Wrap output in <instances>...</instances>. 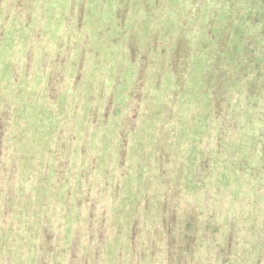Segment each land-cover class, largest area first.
Returning <instances> with one entry per match:
<instances>
[{
  "label": "rangeland",
  "instance_id": "1",
  "mask_svg": "<svg viewBox=\"0 0 264 264\" xmlns=\"http://www.w3.org/2000/svg\"><path fill=\"white\" fill-rule=\"evenodd\" d=\"M192 3L194 11L181 9ZM217 5L211 0H0V109L5 112L0 264H219L218 258L222 264H264V196H257L264 195V166L242 153L249 146L245 134L236 145L237 159L251 161L252 175L246 179L238 171L239 181L244 178L235 203L228 189H219L227 164L221 149L212 147L211 124L200 136L210 170L193 180L195 191L187 187L195 167L185 157H192L191 129L209 99L195 89L201 75L202 81L209 75L210 63H198L203 72L195 69L194 61L203 56L193 31L200 24L203 32L208 28ZM163 50L170 61L159 67ZM161 72L175 74L188 95L173 94V83L161 85ZM166 102H174L175 115L163 120L158 110L153 117L152 109ZM128 116L131 120L122 123ZM171 118L178 136L171 131V138L178 143L163 163L176 193L167 194L155 144L164 133L169 138ZM181 121L191 136L176 130ZM115 122L126 127V140ZM230 135L227 131L224 143L233 140ZM59 157L61 175L54 167ZM27 159L30 173L23 167ZM178 171L188 180L174 181ZM38 185L42 194L51 190L48 199L35 191ZM188 221L190 237L180 239Z\"/></svg>",
  "mask_w": 264,
  "mask_h": 264
},
{
  "label": "trees",
  "instance_id": "2",
  "mask_svg": "<svg viewBox=\"0 0 264 264\" xmlns=\"http://www.w3.org/2000/svg\"><path fill=\"white\" fill-rule=\"evenodd\" d=\"M202 1L203 3H205L210 0ZM211 1L217 2L218 5L216 6V8H214L213 6L214 10H212L213 12H211V20L209 22L208 28L206 27V30L203 32V27L200 26L201 24L199 23L200 25H198L197 29L193 31L200 39V47L198 49L201 52V56H203V60H197L196 63L194 61V65L196 66H194L195 69H199L201 72H203L200 69L202 68V62L204 61L207 64L210 63V68L208 67L209 75L203 81L201 75V82L197 83L198 87L196 86L195 89L197 96L207 94L208 97L204 96V98L209 99L206 103H201V105H203V111L200 110L196 114L193 128L191 129V134L194 139V147L192 148L191 153L192 157L190 156V154L189 157L186 155L185 157L189 160H193L195 167L193 168L191 166L190 168V174L193 179L192 181L189 180V182H187V187H189L191 191H195V188L193 187H195L196 182H194L193 180H201L203 176L207 175L208 171L210 170V168H207L210 159L209 151H207L208 149L204 147V143L202 142V138H200V136L203 134V129L205 128V126L211 124L215 129L214 134L211 136H213L214 139L216 138L215 143H212V147L216 146V150L221 149L220 152L224 154V158H220L224 159L221 162L227 164V166L223 167L221 174H219V189H223L222 191H226V189H228L233 196L230 202L233 201V203H235V197L241 194L239 188L243 184V178L245 177L247 179L252 175V168L249 166L251 161L241 162V160L237 159L239 157L237 156L236 145H240L239 142L241 140V135L245 134V137H247L246 139L248 140L247 144H249V146L246 145V148L242 150V153L245 155L248 154L249 158H258V160L263 162L264 166V0ZM221 1L222 3L220 4ZM193 5L194 3L189 6L190 8L188 10L187 5H183L181 9L183 10V8L185 9L187 7L185 9L186 12L192 10L194 11V9H192ZM201 11L202 9H198L197 13ZM186 12H184V15H186ZM182 38L185 42L186 40L184 39L183 35ZM161 53H163V56L161 57V61L159 62V67L165 61H170L168 57L169 53H164V50ZM207 58L209 59L207 60ZM180 61L183 62V67L185 68V66L187 65L186 58L184 56H181ZM199 62H201V64H198ZM185 75L188 76L187 73H185ZM176 77L177 76H175V74L161 72L159 74L160 84L165 85L167 83H173L177 87V90L172 93L176 95L177 93L180 95L182 94L181 98H184L186 95H188V93L181 92L182 83H176ZM156 86L159 87V85ZM195 89L193 90L195 91ZM160 91L161 90L159 89V92ZM234 91L241 92L240 96H242V98H240V96L235 98L237 95L232 96L231 94L234 93ZM173 99L176 100L175 97H173ZM0 103H3L2 99L0 100ZM173 103L166 102L164 105L160 103V105H158L159 108L152 109L155 112L153 117L156 116V112L159 110V112L161 111L159 118L163 120L167 119L168 121L170 119V116L173 117L175 115L174 112H176V107L174 105H171ZM2 106L3 105H0V108H2ZM4 113L5 112L1 111L0 109V123H2V115ZM117 113L118 112L116 110L113 114ZM208 116H210L211 121L205 122V120L209 119ZM173 119L174 118H171V121L168 122L169 128L173 126ZM130 120L131 119H129V116L125 117L124 119H122V123H128ZM239 120H241L244 124L242 127L238 125ZM131 124L135 126V123ZM161 124L163 123L159 122V126H161ZM178 124L179 125L178 127H176V130H181L183 134H188L187 136H191L189 135V131L186 132L181 127V125H183L182 121ZM116 126H118L120 129L118 131V134L119 132H121L120 136L124 137V140H126L125 135L127 133L125 132L126 127L124 126V124L122 126L121 123H116ZM163 127L164 124L162 128ZM22 128L25 127H21V129ZM171 131L175 134L176 137H178L176 135V132H174L171 128V130H169V138L166 137L167 133H164L163 137L159 136L158 143L155 144V142H153V145L155 144L156 148H159V161H161L163 167H165L164 169L159 170V178L162 179V181H160V183H162L163 185L162 193L167 194H169V192L171 191L172 193L174 191L176 193V190H174V188L170 185V180L168 179L167 175V166L165 163H163L168 160V156H170V147L178 143V141H175L171 138ZM227 131H230V140L233 139L230 143H224V137ZM120 142L123 143L122 141ZM256 143H259L260 147L255 150L253 144ZM243 145H245V143ZM208 147L210 148V145H208ZM120 151L124 152V149ZM206 151L207 153H204ZM139 156L141 157V155ZM148 156L149 154H146V156H142V158ZM150 156L152 155L150 154ZM218 159L219 158H217V160ZM18 164L19 163L15 164V166ZM30 164L31 162H29L28 160V164L23 165L25 171L29 173L31 172ZM54 167L56 168L55 172H58L56 173L58 175H61L62 171H64L62 169V161L60 157L55 161ZM16 168H18V166H16ZM45 168L46 167L44 166V169ZM239 170L242 171L244 176L241 177V181H239V178L241 176V172L238 173ZM260 171H264V168L260 169ZM179 172L181 171H178L177 173ZM126 174L127 173H125L124 175ZM189 177L190 176L188 175L179 173L176 175L174 181L180 182L182 178L188 180ZM263 177L264 174H262L261 178ZM41 180L42 179H39V182L37 181V184L42 183L43 181ZM260 181L264 184V179H260ZM32 187L33 186L31 184L28 188V191ZM42 190V185H38L35 188V191L37 193ZM50 191L51 190L47 188L45 193L42 194V192H40V195H43L45 199H48ZM262 193L264 194V191ZM33 195H35V192L33 193ZM257 196L261 199L264 195L259 194ZM38 199L39 202L43 201V199H41L40 197ZM142 200L143 198L140 199V201ZM83 202L84 199L79 200L80 206ZM160 207H162V209L164 210H167V202L162 201ZM46 219L47 221H49L51 218L50 216H47ZM50 221H52V219ZM164 221H166V217ZM168 224L171 231V224L169 221ZM102 225L103 224H101L100 227H102ZM185 226L182 234H180V239L184 240L189 239L190 237L188 230L189 227H191V222H185ZM93 228H95V225L93 226ZM218 260L220 261L219 264H222L221 258H218ZM240 264L244 263L241 261Z\"/></svg>",
  "mask_w": 264,
  "mask_h": 264
}]
</instances>
